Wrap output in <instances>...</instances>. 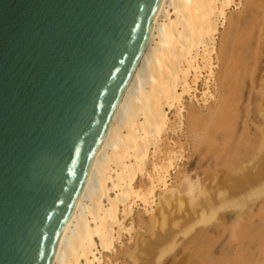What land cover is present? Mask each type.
<instances>
[{"label": "water", "instance_id": "water-1", "mask_svg": "<svg viewBox=\"0 0 264 264\" xmlns=\"http://www.w3.org/2000/svg\"><path fill=\"white\" fill-rule=\"evenodd\" d=\"M161 0H0V264H49Z\"/></svg>", "mask_w": 264, "mask_h": 264}, {"label": "bare ground", "instance_id": "bare-ground-1", "mask_svg": "<svg viewBox=\"0 0 264 264\" xmlns=\"http://www.w3.org/2000/svg\"><path fill=\"white\" fill-rule=\"evenodd\" d=\"M237 1L244 3L246 10L258 4L256 0ZM234 4L236 0H161L135 70L115 108L49 264H163L162 257L174 249L187 223L193 224L200 211L201 218L207 219V215L213 214L214 206L223 205L222 199L217 205L211 198L201 200L210 190H200L204 193L201 198L196 185L200 193L197 199L201 201L193 204L197 201L196 194H191L194 185L190 182L184 187L179 183L184 180L177 167L183 160L188 167L200 162L193 154L195 147L204 139L210 140L206 131L208 124L203 122L214 111L219 113L218 104L220 108L224 104L222 95L226 93L229 70H222L217 76L213 54L217 52V38L227 11ZM239 38L240 35L235 39ZM225 48L224 40L219 53L223 55ZM199 82L203 88L198 92ZM211 84L219 92L215 110L205 105ZM176 138L178 141L183 138L192 146L191 155L186 157L183 148L175 147ZM263 153L255 155L260 159L255 161L257 167L253 161L255 167L252 165L251 170L257 168L253 173L249 170L245 174L243 170V175L231 182L232 191L261 179ZM263 187L262 181L253 185L248 192H243L244 199L245 194L251 195L252 190L257 194ZM212 194L207 197L215 196ZM239 196H236L239 202L234 201L236 197L225 198L229 202L237 201L239 206L246 201ZM186 198L191 201L188 204L192 203L186 209L188 213L182 210L186 207ZM191 206L194 207L190 209ZM182 219L193 222L185 221L184 225ZM200 228L203 231L202 225ZM199 237L200 232L184 236V240L190 243ZM196 256L209 259L202 252H196ZM182 260L179 264L188 263L192 258Z\"/></svg>", "mask_w": 264, "mask_h": 264}, {"label": "rangeland", "instance_id": "rangeland-1", "mask_svg": "<svg viewBox=\"0 0 264 264\" xmlns=\"http://www.w3.org/2000/svg\"><path fill=\"white\" fill-rule=\"evenodd\" d=\"M256 1L258 7L255 6L253 9L248 8L246 10L243 8L245 7L244 3L240 4L236 0V4L232 5L227 11L225 23L220 28L217 38V52L213 54V62L217 65L216 75L218 76V73H221L222 70H229L226 93L222 95L225 97V101L221 108L218 104L217 110L219 109V113L214 111L203 122L208 124L206 131L210 142L204 139L200 146L195 147L196 150L193 154L197 160L200 158V162L188 167L185 160H183L179 163L180 167H177L183 177L182 180H184L179 183H182L184 187L189 186L192 182L194 186H198L199 192H201L200 190L204 192L210 190L204 198L203 191L201 192L202 195H199L196 186H193L194 190L191 194L197 195H195L197 201L193 204L196 205L203 199L211 198L212 200H210L212 203L214 202V205H217L222 199L223 201L221 200L220 203L223 205L220 204L216 208L213 205L215 208L211 210L213 214L207 215L208 217L207 219L204 218L205 220L202 219L203 214L200 211V216L198 214L196 217L199 216V220L194 218L196 221L191 220L193 224L189 225L187 223V227L184 226L185 223L192 222L182 219L183 231L180 233L174 249H171L162 257L163 264H176L187 253L190 256L187 254L188 256L185 255L183 259L192 258L190 262L187 261L189 264H193V261L202 264H264V187L263 191L261 190L257 194L252 190V197L250 194H245L244 199L243 195V192H248L253 188V185L255 186L261 181L264 182V174L257 182L235 187L233 191L230 189L233 180L241 177L244 173L243 170L246 171L245 174L251 170L253 163L258 162V159H260V157H257L264 152L261 151L264 147V140L261 141V135L264 137V0ZM236 35H240V40L235 39L238 37ZM224 40L226 48L222 55L219 50ZM236 40L237 44H235ZM202 88L203 84L199 82L197 91L199 92ZM215 89L216 87L211 84L208 100L205 103L206 106L210 105L213 110H215L217 102L215 97L219 94ZM197 91L196 93L199 94ZM186 101H189L188 98H186ZM206 106L204 112L207 113ZM175 140L177 142L176 148H183L186 157L191 155L192 146L185 139L181 138L178 141L176 138ZM257 154L258 156L255 157ZM202 158H204L203 161ZM257 162H255V166L258 164ZM254 165L253 167H255ZM247 167H249L248 170ZM256 169L253 168L250 173H253ZM210 193H214L212 195L215 196L207 197ZM185 195L186 197L189 196L186 193ZM198 195L203 198L198 200ZM235 195L237 197L240 195L239 197L246 200L244 202L241 199L243 203L247 204L245 209L243 208L245 204L242 202L238 206L236 202L239 199L237 200ZM246 196H248L247 199ZM225 197H236L234 201H237H232L233 203L230 201V203V198L227 200L228 198ZM224 201L228 202L224 205ZM188 202L191 201L186 198V207L184 204V207H182L184 213L189 208L190 203L188 204ZM211 205L210 208H212ZM193 207L191 206L190 209ZM242 209L244 210L242 211ZM208 210L210 209L208 208ZM203 211H206V209ZM201 225L203 231L200 230ZM188 231H190V234ZM199 232L200 237L198 240H190L189 243V240L186 239L185 242L184 239L187 236H193L199 234ZM183 250H186L187 253H184ZM196 252L205 253V257L209 259L203 260L201 256L194 257ZM188 263L185 261V264Z\"/></svg>", "mask_w": 264, "mask_h": 264}]
</instances>
